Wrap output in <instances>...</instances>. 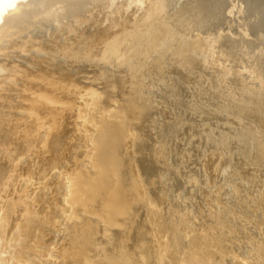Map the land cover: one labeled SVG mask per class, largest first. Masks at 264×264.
Returning a JSON list of instances; mask_svg holds the SVG:
<instances>
[{"label": "rangeland", "instance_id": "obj_1", "mask_svg": "<svg viewBox=\"0 0 264 264\" xmlns=\"http://www.w3.org/2000/svg\"><path fill=\"white\" fill-rule=\"evenodd\" d=\"M166 2L164 18L172 32L163 36L147 56L143 72L137 74L148 111L135 124L140 138L129 141L128 151L153 205L137 204L136 220L145 225L152 209L169 223L167 229L148 226L151 257L161 244L169 242L171 251L175 250L172 241L177 237L183 251L194 240L202 244L209 264H264V0ZM90 6L83 4L78 10L87 13ZM138 6L137 16L143 13V7ZM57 11L63 12L62 8ZM91 11L99 19L110 10L102 5ZM69 15L64 11L62 21L70 23ZM37 20L24 30V24L20 25L7 37L18 43L29 40L27 50L10 47L1 51L0 59L18 63L34 54L48 56V50H40L37 43L51 39L60 25L49 18L43 25ZM109 23L102 21L101 27ZM85 27L87 31L97 28L89 23ZM195 42H202L203 48L188 50L190 60L183 61L178 51ZM100 48L96 46L93 53ZM64 58L77 83L65 98L70 105L62 106L57 131L70 159L52 174L64 172L76 162L89 164L91 145L85 135L92 125L85 115L92 111L86 106V90L91 87L102 92V105L113 107L123 103L130 84L129 66L116 55L108 59L98 55ZM101 74L116 80L111 92L108 79ZM51 177L49 174L46 180ZM31 186L34 190L38 184ZM44 192L46 198L60 200L61 194L53 187L44 188ZM55 220L46 229L45 250L34 256L38 264H64L58 254L68 244L69 220L63 213H57ZM136 231L137 227L131 233ZM110 233L99 223L97 249H112ZM127 246L137 253L132 239ZM96 248L90 254L100 255ZM180 257L178 250L173 258H167V264H182ZM151 260L156 261L155 257Z\"/></svg>", "mask_w": 264, "mask_h": 264}, {"label": "bare ground", "instance_id": "obj_2", "mask_svg": "<svg viewBox=\"0 0 264 264\" xmlns=\"http://www.w3.org/2000/svg\"><path fill=\"white\" fill-rule=\"evenodd\" d=\"M83 4L91 6L81 14L78 9ZM102 5L110 11L98 19L91 10ZM137 5L143 7L138 16ZM167 7L166 0H0V53L14 46L27 50L29 40L18 43L7 39L20 25L24 24V30L35 18L42 19L37 20L40 25L47 18L60 25L51 39L37 43L40 50H48V56L34 54L18 63L0 59V264H38L34 256L45 250L46 229L55 223L57 213L69 220L68 244L58 254L64 264H167V258H173L178 250L184 264H209L202 244L194 240L183 251L177 237L172 244L178 250L171 251L169 242L161 244L153 253V262L148 226L167 229L169 223L152 209L145 225L136 220L137 204L153 205L128 151L129 141L140 138L134 126L148 111L137 74L143 72L147 56L163 36L172 32L164 18ZM58 8L70 13V23L62 21L63 12L58 13ZM105 20L110 23L102 28ZM85 23L97 28L87 31ZM115 26L119 29L111 31ZM65 34L69 36L63 41ZM78 43L84 46L78 48ZM98 45L100 51L93 53ZM202 48V42H195L178 55L188 61V50ZM94 55L101 59L116 55L128 64L129 90L123 103L113 107L102 105V92L91 87L86 90V106L92 111L85 115V121L92 125V131L85 135L91 145L89 164L76 162L64 172L52 174L70 159L67 150H62L57 131L62 106L70 105L65 98L77 83L64 57L92 59ZM101 76L108 79L111 92L116 80L107 74ZM49 174L52 177L46 180ZM33 183L38 184L34 190ZM50 187L61 194L60 200L45 197L44 188ZM99 223H104L106 234L111 232L112 249L96 248ZM129 238L136 243L137 253L127 246ZM95 248L100 255L90 254Z\"/></svg>", "mask_w": 264, "mask_h": 264}]
</instances>
